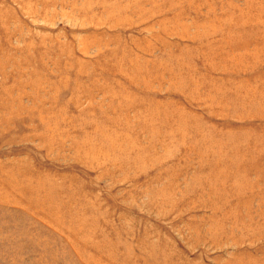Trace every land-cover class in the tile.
<instances>
[{
	"label": "rangeland",
	"instance_id": "1",
	"mask_svg": "<svg viewBox=\"0 0 264 264\" xmlns=\"http://www.w3.org/2000/svg\"><path fill=\"white\" fill-rule=\"evenodd\" d=\"M0 264H264V0H0Z\"/></svg>",
	"mask_w": 264,
	"mask_h": 264
}]
</instances>
